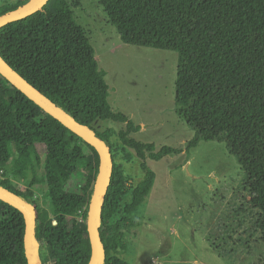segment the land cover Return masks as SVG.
<instances>
[{
  "label": "trees",
  "instance_id": "1",
  "mask_svg": "<svg viewBox=\"0 0 264 264\" xmlns=\"http://www.w3.org/2000/svg\"><path fill=\"white\" fill-rule=\"evenodd\" d=\"M29 1L7 2L0 17ZM99 1L124 43L178 52V112L195 131L185 148L158 150L131 137L142 126L113 111L105 73L69 0H47L35 13L1 27L0 55L111 148L113 169L100 224L103 264H130L119 257L128 249V217L151 195L157 178L147 159L183 152L190 158L202 140L225 142L238 158L251 203L262 211L264 238V0ZM109 120L126 128L100 132L96 125ZM115 134L123 148L113 142ZM121 149L129 162L142 159L145 173L130 201H125L127 176L116 162ZM100 163L93 145L0 73V185L31 203L29 194L47 185L49 206L34 202L43 264L90 263L88 218ZM25 235L24 213L0 200V264H29Z\"/></svg>",
  "mask_w": 264,
  "mask_h": 264
},
{
  "label": "rangeland",
  "instance_id": "2",
  "mask_svg": "<svg viewBox=\"0 0 264 264\" xmlns=\"http://www.w3.org/2000/svg\"><path fill=\"white\" fill-rule=\"evenodd\" d=\"M9 1L0 0V7ZM69 4L95 48L113 111L146 126L131 137L158 150L185 148L195 131L178 112V52L124 43L99 0ZM96 127L118 133L126 124L109 120ZM112 140L123 148L117 134ZM116 162L127 176L125 201H130L132 189L145 177L142 159L134 156L129 162L121 149ZM147 163L157 175L156 183L145 203L128 217V249L120 258L130 264H264L262 211L251 203L247 175L225 142L202 140L190 158L183 152L148 158ZM43 173L41 169L40 176ZM15 184L29 193L23 184ZM47 191L43 182L29 194L33 204L48 207Z\"/></svg>",
  "mask_w": 264,
  "mask_h": 264
},
{
  "label": "water",
  "instance_id": "3",
  "mask_svg": "<svg viewBox=\"0 0 264 264\" xmlns=\"http://www.w3.org/2000/svg\"><path fill=\"white\" fill-rule=\"evenodd\" d=\"M47 0H30L19 10L0 17V28L4 25L23 19L40 10ZM0 73L10 80L19 90L31 100L38 103L42 109L54 116L66 127L78 134L81 138L93 145L100 155L99 175L95 184L94 194L89 210V234L92 244V258L89 264H103L104 248L100 236L101 211L110 185V176L113 169V155L111 148L106 145L91 128L81 124L64 109L56 105L34 85L29 83L0 55ZM0 200L22 211L26 218L25 244L29 264H43L40 253V244L36 238L37 214L36 206L20 197L18 194L0 185Z\"/></svg>",
  "mask_w": 264,
  "mask_h": 264
},
{
  "label": "crops",
  "instance_id": "4",
  "mask_svg": "<svg viewBox=\"0 0 264 264\" xmlns=\"http://www.w3.org/2000/svg\"><path fill=\"white\" fill-rule=\"evenodd\" d=\"M141 126H142V128H141V132H142L146 129V126L144 124H142Z\"/></svg>",
  "mask_w": 264,
  "mask_h": 264
}]
</instances>
